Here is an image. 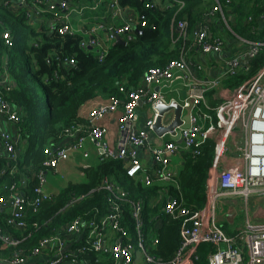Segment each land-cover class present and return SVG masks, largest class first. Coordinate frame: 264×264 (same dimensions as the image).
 Instances as JSON below:
<instances>
[{"label": "built area", "instance_id": "2783aa9c", "mask_svg": "<svg viewBox=\"0 0 264 264\" xmlns=\"http://www.w3.org/2000/svg\"><path fill=\"white\" fill-rule=\"evenodd\" d=\"M2 1L13 8H27V17L32 21H40L45 14H50L46 26L60 36L87 34L81 40L80 47L96 50L100 60L116 43L117 38L125 42L133 40L135 26L139 21V17L134 15L135 17L128 16L119 25L106 27L98 23L89 30L78 31L71 22L73 13L83 18L85 10L96 11L106 0H92L89 5L80 8L69 0ZM107 2L111 14L119 13L123 17L126 9L119 5L118 0ZM231 2L232 0H224L227 5ZM222 6L221 0H215V6L206 15V19L195 28L189 45L188 22L179 20L176 24L177 36L173 38L174 43L182 41L179 58L163 68L148 69L139 86L127 92L125 102L121 103L117 98L111 97L108 103L100 104L90 112L87 126L75 125L67 128L65 137L62 138L74 140L73 149L82 148L87 141L91 142L98 150L100 160L106 157L124 160L126 175L140 179L144 186L154 183L174 184L177 172L172 169L171 161L180 151L179 141L183 144V149H189L208 138L215 141V156L207 179L204 207L191 211L181 206V200L165 193V201L159 213L152 217L153 227L161 224L160 215L163 214L182 220L181 243L169 264H186V258L194 256L198 246L204 243H209L214 248L209 255L208 264H264V219L251 221L246 211L244 227L232 236L228 235L216 220L218 201L224 196L243 198L246 206L252 196L264 197V66L237 87L228 89L221 84L224 77L245 68L258 54L259 47L264 45V42L236 35L242 49L223 59L222 76L213 79L199 78L197 72L203 69V65L189 56L191 48L197 49L201 54L224 53V38L211 32L212 17L220 14L222 21L227 22ZM259 18L264 20V15ZM141 24L145 25V22L142 20ZM98 30L103 32L102 35ZM4 38L6 43L10 44L9 34L5 33ZM65 62L70 66L75 65L73 58H67ZM0 77V87L11 91L13 83L10 76L4 72ZM177 81L183 85L185 92L179 101L175 96L168 95L173 92V85ZM156 86L158 90L155 89ZM121 91L124 89L121 88ZM211 91L215 92L212 96H218L216 105H212L207 97ZM173 100L182 107V125L172 133L156 136L162 140L161 144H152L153 127L159 115L158 105L170 104ZM140 104L150 109V116L142 128L137 127V108ZM120 107L118 130L121 142L118 147L113 148L105 140L106 129L97 125V122ZM0 117L18 127L20 114L3 96H0ZM172 120V111L162 115L164 126H168ZM18 130L19 127L16 132ZM16 132L0 131V157H17L20 136ZM231 136L244 139V146L236 148L241 154L242 163L226 167L224 162L227 141ZM129 145L133 148L128 147ZM137 148L141 149L143 154L147 153L154 164L152 169L146 167ZM69 150L66 146L45 148L46 158L42 164L43 168L36 174L34 197L31 200L19 192L20 186L16 183L0 186V208L8 211L6 221L9 226L23 228L26 225L28 206H32L36 212L45 202L54 199L55 194L47 190V173L50 170L55 172L59 163L67 160ZM4 172L5 170H2L0 175ZM25 184L23 181L22 185ZM101 189L107 192L110 202L104 215L99 217L95 214L88 219L75 218L58 233L42 238L29 254L17 249L18 239L11 238L0 229V239L6 246L14 247L10 257L0 263L162 264L161 260L152 254L158 244V237L152 227L145 228L144 202L128 200L127 191L107 177L97 190ZM2 190H6V193L2 194ZM163 195L159 196L158 201L164 198ZM123 203L128 205L133 235L123 220Z\"/></svg>", "mask_w": 264, "mask_h": 264}, {"label": "trees", "instance_id": "16d2710c", "mask_svg": "<svg viewBox=\"0 0 264 264\" xmlns=\"http://www.w3.org/2000/svg\"><path fill=\"white\" fill-rule=\"evenodd\" d=\"M73 5L91 3V0H69ZM118 0L122 8L133 10L139 17L135 26L134 39L125 44L115 43L100 60L94 49H83L82 34L60 36L46 26L47 18L32 21L27 17V8H13L0 0V68L13 83L11 91L0 87V96L6 98L18 110L17 124L20 139L16 158L0 157V186L16 183L19 191L30 200L34 197L33 187L36 174L43 168L45 148L65 137V130L72 126H83L87 121L80 117L84 104L97 97L117 98L121 103L127 92L135 89L144 73L153 67L163 68L177 60L182 41L173 42L177 36L176 24L187 20L191 43L197 25L215 6V0ZM222 9L231 27V35L264 42V0H232ZM251 18V19H250ZM208 19V18H207ZM142 20L145 25H142ZM220 14L211 18L213 35L221 33ZM10 36L6 43L4 34ZM187 45V46H188ZM73 58L74 66L65 59ZM264 66V45L247 66L221 80L228 89L242 84ZM6 69V70H5ZM1 78V77H0ZM121 88L124 91H121ZM213 91L208 94L210 103ZM182 166L175 176L174 184L144 186L140 179L126 175L125 161L106 157L95 166L84 167L83 182H69L50 202H45L34 212L32 206L26 211V225L17 229L7 224L8 211L0 208V229L13 239H18V248L25 253L38 245L44 237L61 231L75 218L88 219L104 215L110 202L107 192L97 190L104 178L113 180L127 191V199L142 200L145 210V228L157 234L158 244L152 254L169 264L181 243V219L160 215L161 224L153 227L152 217L159 213L165 201L163 194L178 198L181 206L191 211L204 207L206 185L215 156V141L208 138L181 151ZM26 184L23 186L22 182ZM2 194L6 190H2ZM164 198L158 201L159 196ZM124 221L133 235L132 221L127 203H123ZM13 246H6L0 239V262L10 257ZM213 245L198 246L196 254L186 258V264H208Z\"/></svg>", "mask_w": 264, "mask_h": 264}, {"label": "crops", "instance_id": "0c3cea01", "mask_svg": "<svg viewBox=\"0 0 264 264\" xmlns=\"http://www.w3.org/2000/svg\"><path fill=\"white\" fill-rule=\"evenodd\" d=\"M92 1V0H91ZM74 4V3H73ZM89 5L87 4H78L75 6L77 7H83ZM126 10L123 12V17L117 13L116 15L111 14L110 9L108 7V2L107 0L104 1L100 7L96 11H91V10H85L84 12V17L81 18L77 13H73L71 16V22L74 25L76 30H89L93 26H96L98 23L104 24V26H112V25H119L122 23L123 20H125L128 16H131L132 13L136 16L135 12L129 8H125ZM134 16V17H135ZM99 34L102 35V31L98 30ZM85 34V33H83ZM85 34L84 36H86ZM218 35H221L223 37V33H219ZM225 42H226V47L225 51L223 54L218 55L215 53L212 54H201L197 49L191 48L189 51V56L192 60L199 62L203 65V69L199 72H197V75L199 78H218L222 76L223 73V67H224V58H229L236 54L239 50L242 49L241 46H236L234 42H232L231 38L223 37ZM240 43V42H239ZM1 67V66H0ZM3 74V70L0 68V76ZM222 84V83H221ZM158 87L156 86V90ZM165 93L166 90L164 91ZM215 93V92H213ZM168 95H172L176 97V100H181L183 96L185 95L184 92V87L183 85L177 81L173 85V92L168 93ZM213 95V94H212ZM218 96H212V100L214 101L213 105H216L218 102L217 99ZM109 102V99H104L102 97H97L95 99H92L88 101L86 104H84L80 110V117L87 121V124L83 126L88 125V118L90 112L95 109L97 106L100 104H106ZM146 105L140 104L137 108V115H138V120H137V127L142 128L144 122L149 118L150 116V111L145 107ZM121 113V107L119 110L109 113L106 116H104L102 119H100L97 122V125L103 127L106 129V137L105 140L106 142L113 148L118 147V145L121 142L120 138V133L118 130V118ZM18 127L12 123L6 122L4 119L0 117V131H8L15 133L16 129ZM17 133V132H16ZM237 142L236 136H232ZM60 141H63L61 146H66L69 147V153H68V158L65 161H61L58 165V168L56 169L54 174L61 173L63 169L71 167V163L75 162L76 160H82L83 162V167H90V166H95L100 162V156L99 152L96 149V147L89 141L85 142L82 148L79 149H73V141L72 139H61ZM59 142V141H58ZM151 142L152 144H161L162 140H160L156 135L151 137ZM181 142V141H179ZM178 142V143H179ZM235 144V143H234ZM180 145V151L174 155L171 161V167L175 172H178L181 169L182 166V156H181V151L183 150V144ZM237 144L235 147V150L233 151L235 153V157L231 160V157H228L225 154V162L224 166L229 167L233 165H239L241 164V154L236 151ZM56 147V146H55ZM128 147L133 148L131 145ZM228 151V150H227ZM137 152L142 158V161L148 167L149 169H152L154 164L153 162L149 159L147 153L142 152L141 149L137 148ZM85 154H87L85 156ZM223 167V166H222ZM82 175L84 173L81 171ZM63 176H61V179H55L54 177H51L48 181L49 187H47V190L49 192L54 193L55 195L62 189L64 188L68 183H66V179H62ZM71 182H76V181H71ZM80 182V181H78ZM56 189V190H53ZM241 199L240 197H234V196H228V197H222L218 201V206L216 210V220L218 224L221 225L222 229L230 236L236 234L240 229H242L245 225L244 223L238 222L237 219L241 214L238 215V211L236 210L235 206H238V200ZM259 201V206L253 213V218L250 217L249 215V205L246 206L245 204V220H246V211L248 212V216L251 219V221H258L264 219V197H259L257 200ZM245 202V201H244ZM250 203V202H249ZM1 264V263H0Z\"/></svg>", "mask_w": 264, "mask_h": 264}, {"label": "rangeland", "instance_id": "374dc122", "mask_svg": "<svg viewBox=\"0 0 264 264\" xmlns=\"http://www.w3.org/2000/svg\"><path fill=\"white\" fill-rule=\"evenodd\" d=\"M131 16L134 17V13H132ZM218 26H220V28H221V34L223 33V37H227V38L233 37L231 35V31H230L232 29H231L228 21L227 22L220 21ZM231 39H232V42H234V44L236 46H242V45H240L239 41L236 38L235 39L231 38ZM259 42H261V41H259ZM145 107L149 112L150 111L149 107L148 106H145ZM237 132H239V129H237ZM65 139H68V137L64 138V140ZM236 139H237V142L234 139V137L231 136L229 138V140L227 141V150L228 151L226 152V155L228 157H231L230 158L231 160L233 159V157L236 156L235 153L233 152L235 150L236 144L238 146H244V139L243 138L238 137ZM62 142L63 141L55 142L54 145L56 147L61 146ZM82 167H83L82 160H76L75 162L71 163V167L63 169V171H61V173H59V174H57V173L54 174L53 170H50L47 173L48 181L51 177H54L55 179L58 180V179H61V176H63L62 179H66V183H68L69 181L83 182L85 180V176L82 175V173H81ZM48 187H49V184H48ZM53 190H56V189H53ZM258 199H259L258 195H254L250 198L249 215L251 218H253V213L257 209V207L259 206V201H257ZM238 204L239 205L235 206V208L238 211V215L241 214L242 216L239 215L237 221L244 223V221L246 222L245 217H244V215H245V213H244L245 212L244 199L243 198L239 199Z\"/></svg>", "mask_w": 264, "mask_h": 264}, {"label": "water", "instance_id": "95a60500", "mask_svg": "<svg viewBox=\"0 0 264 264\" xmlns=\"http://www.w3.org/2000/svg\"><path fill=\"white\" fill-rule=\"evenodd\" d=\"M116 43L125 44L126 42L123 41L121 38H117ZM168 111L173 112V120L168 126H164L162 123V115ZM158 112L159 115L153 127L154 135L159 137L164 136L167 133L174 132L177 127L182 125V107L177 101L173 100L170 104H159ZM180 143L181 142H179V144Z\"/></svg>", "mask_w": 264, "mask_h": 264}, {"label": "bare ground", "instance_id": "6f19581e", "mask_svg": "<svg viewBox=\"0 0 264 264\" xmlns=\"http://www.w3.org/2000/svg\"><path fill=\"white\" fill-rule=\"evenodd\" d=\"M20 192V191H19ZM20 193H22V192H20Z\"/></svg>", "mask_w": 264, "mask_h": 264}]
</instances>
